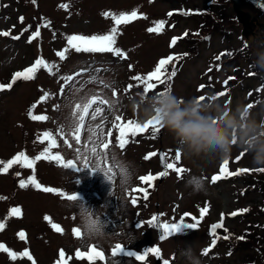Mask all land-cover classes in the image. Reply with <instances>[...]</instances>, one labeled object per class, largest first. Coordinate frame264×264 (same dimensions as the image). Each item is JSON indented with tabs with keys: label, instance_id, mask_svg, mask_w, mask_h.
<instances>
[{
	"label": "rangeland",
	"instance_id": "obj_1",
	"mask_svg": "<svg viewBox=\"0 0 264 264\" xmlns=\"http://www.w3.org/2000/svg\"><path fill=\"white\" fill-rule=\"evenodd\" d=\"M6 1L10 6L6 10L4 9L0 12V30L7 29L11 25L17 24V30H15L14 33H18L23 27L29 24L32 25L31 31H33L36 26L41 25L43 16L54 23V29L52 31H44V42L42 45L37 41L28 43L27 35L20 40L3 38L0 36V79L3 81L9 76V72L12 68H21L30 64L40 52L49 55L54 63L55 61L57 62L56 59H59V57L54 54V49L61 51L67 47L66 34L68 33L75 34L80 32L85 33L87 36L93 34H106V32L110 31L111 27H113L114 22L111 15L105 18L102 13L119 14L123 11L138 9V12L146 17L123 29L124 35L122 37L120 36L117 47H122V49L126 51L128 57L126 60L113 57L111 54L96 55L92 56V59H90L84 56H75L78 53L71 50L66 53L67 58L65 60L67 61L61 63V68L68 70L66 74L55 75L54 73L50 75V77L42 76L41 78L39 77L36 83L33 81L28 82L27 85L18 84L11 93L0 95V159H6L12 153L24 150L37 152L40 149V147L36 145L38 131L47 129L48 132L53 134L58 145L56 148H52L51 152L63 156L64 160H74L78 166H83L85 157L81 155L77 160L75 149L83 148L85 144H88L89 148L92 147L91 143L88 141L90 135L87 131L88 127H94L97 131L96 125L100 123L99 125L102 126L107 119H113L117 112H125L126 115H132V107L130 104L132 98H145L139 95L141 91L140 88L133 89L130 95H124L126 91L121 89L124 88L127 82H136L130 79L132 76L145 73L147 70L151 69L158 56L159 59L161 55L170 52L167 43L171 35H180L187 27L196 28L197 24H195L191 18L181 19L179 25L175 27L176 29H172L171 31L168 26H166L162 34L149 33L147 31L148 27L155 26L154 22L166 20V18H168L167 13L171 9H178L181 6H191L200 8V10H209L212 6L211 5L210 8L207 7L209 1H213L217 4V0H156V2H149V0H36L40 5L39 10L36 8V3H32V0ZM218 1L223 2L221 8H226L225 15L229 16L230 19L216 22L212 17L209 18L212 28L214 29L209 30L213 33L214 37L212 45L210 49L206 45L201 46L199 58H192L185 65L184 72L175 84V93L179 98L189 99L197 94L195 88L199 82L206 80L204 70L207 68V63L209 61L206 60V58L210 57L212 52H217L223 48H232L231 46L237 49L241 47L243 41H247L250 48L245 51L247 57H242L240 62L242 63V67L245 68V75H247L248 71L254 69L249 63H253L252 53L256 45L258 43H264V28L261 29L258 27L257 21L252 17L257 18L258 21L264 25V8L261 7V5H264V0H256L257 3L248 0ZM236 2L240 4L239 7L252 16H250V21L254 26L251 28L248 35L244 34L246 38L242 36V31H244L243 24L240 21H234L235 18H233V15L234 17L236 16L232 7L236 6L234 5ZM63 4L69 6L67 10L60 7V5ZM216 12L219 13L220 9L216 8ZM18 15H23L25 17L22 24H18V22H20L17 21ZM208 16H215V14L211 13V9ZM170 19L173 21L174 16ZM29 32L30 31H28V34ZM205 35H209L206 30L197 37L200 40ZM224 36H226V39H224ZM190 44L193 45L192 43ZM182 45L183 44H181L176 51L182 50ZM40 46H43V48ZM39 58L41 57L39 56ZM247 58H249V60L245 62ZM57 64H59V62H57ZM129 64L132 65L131 70H129ZM101 67H106L108 70L97 73L95 69ZM84 68L88 70L84 72L83 75L77 77L75 81L64 90L62 97L57 96L60 90V82L58 83L57 79L60 76H68ZM200 73H202L201 79L199 78ZM230 74L234 76L235 72L232 70ZM92 76H96V80L89 82ZM212 76L221 79L227 77L222 71H214ZM235 76L237 79L239 78L238 75ZM240 77L244 79L243 84L237 85L236 83H231L230 85L233 91H243H240V98L234 99L235 107L233 111L249 101L247 89L256 88L260 83L259 79L255 80L252 77L246 78L243 75H240ZM260 77L264 79V74L258 73V78ZM101 80L105 83H110L112 88L120 90L116 91V97H113L112 88H104L103 85L100 84ZM61 81L63 80L61 79ZM244 86L247 87V89L242 90ZM221 88V85L217 86V90ZM77 89H79V91H76ZM45 92L49 93V98L39 103V106L35 109V113L38 115H46L49 117L48 121L46 123H33L29 121L27 115L25 120L23 114H28V104L34 101L37 102ZM93 95H98L100 99L109 102L117 100V97L120 96L118 98L119 104L115 105L114 109H110L108 103L100 105L98 100L85 117V125L80 134L81 139L79 144H77L70 135L64 137L57 135V129L61 125L65 126L66 133L68 131V118L72 110L70 105L79 102L83 97H90ZM259 95L260 94H257V96ZM257 96L253 95V97ZM56 105H59L58 110L55 108ZM96 107H101L102 111L96 114V119L93 120L91 117ZM263 113L264 111L262 109H254L252 110L251 116L257 118L259 114ZM20 123L22 125H20ZM106 130L107 128L104 129L103 132ZM99 136L100 134H97V137ZM65 140L68 141V144H65ZM69 145H71V147ZM157 145L165 148L170 147L172 153H175L178 149L172 136L168 134L167 131ZM150 148L151 147L148 145H143L141 147H132L128 151L130 159H127V161L134 163V167L139 173L148 171L149 167H153L155 170L158 169L156 161L147 165L142 163L139 157H136V155H142L145 150ZM232 153H237L235 148H233ZM87 157L89 161L91 158L90 152L87 153ZM220 160L221 159H217L212 163H207L205 161H185V164L191 168L190 173L182 180H178L172 176L166 178L159 184L149 204L150 208L148 212L144 213V218L157 210L163 211V221L171 220L174 216L178 218L182 216L184 210L194 209L193 204L197 203V201H200V204L195 206L198 207V210L206 203L213 206V211L211 210L210 212V221L208 222L221 220V217L218 215L220 211H232L241 206L248 208L250 205L255 206L256 209H258L259 206L264 207V199L261 194L259 195V190L257 192L250 191V195L247 198L237 202L238 196L235 195L237 184L226 183L214 188L208 186V176L215 170L216 164L220 162ZM47 163L51 165L43 164L38 167L39 178L50 185L58 186V184H60L59 189H66L68 194H77L78 197L81 196L80 189L84 188L85 192L88 191L90 188L89 186H92L100 177V172H96L91 176L87 172L81 173V170L77 169L66 170L65 173H62L53 167L52 161L48 160ZM108 163L111 164L112 162L108 161ZM243 164L255 167L252 164L251 155L246 157ZM116 178L117 172L115 175V179ZM193 178L200 179L203 187L198 189L195 187L194 183L190 184L189 181H192ZM104 181L105 178L101 173L100 183L92 187L96 188ZM112 188V186L107 187L106 196L100 203L97 202L91 205L95 207L93 212L97 214L103 213L101 220L107 225L105 229L106 234H112V238L109 242H102L99 245L108 248L119 242L127 246L142 248L146 245L160 244L162 248L164 247L165 250L168 251L163 259L172 260L169 253L171 251V253H174L175 260L172 264H188L187 257L191 253H194L197 264H264L263 248L253 247L258 245L256 240L253 244L248 243V246L244 248L238 247V242L240 241L235 237L232 238L228 244L221 241L218 252H222L221 246L225 245L232 255L228 256V252L225 251L222 252L220 256L206 258L201 255L203 246L207 244L204 233H194L187 238H174L166 242H160L156 229L147 230L144 233L141 231L136 232L132 227L135 210H131L128 204H125L124 210L117 216L116 213L121 207V202L115 197L109 196ZM20 189L18 182L15 184V181H12L10 177L3 178L0 176V197L3 198L0 199V222H4L8 229L0 234V243L7 246L9 250L10 246L8 242L17 249L27 246L25 244L18 245L15 241L18 229L22 226L27 228L32 243L30 247L33 249V252L39 256L41 264H52V261L57 257L56 249L57 247H63V241L68 248L73 245H81L80 241L73 240L68 233L74 225L73 223L76 224L77 222H73V218L67 221L63 217L67 211L70 213L74 211L80 214V211L76 208L77 202H73L69 205L68 203H63L58 200V203L56 199L48 198L49 196H43L30 191H24L25 193H23L22 189ZM181 196L182 198H180ZM8 201L10 203H8ZM19 201L20 203H18ZM156 202H158L159 208H155L154 205ZM80 205H83L86 209L87 203L81 202ZM16 206L21 207L24 214L21 211L19 217L10 216L9 208H14ZM26 210L27 217L25 218ZM44 212H50L58 219H54L50 214H42ZM45 215H50L54 220L61 221L63 223L62 225L68 226L67 234L63 236L50 233L48 224L44 219ZM257 216L258 215L252 214L247 223L245 219L231 220L228 217L224 218L223 222L230 228L237 226L238 229L235 231V234L244 239L246 238L247 240L245 242H247L253 239V236L250 235V233L254 234L255 232L253 225H257V223L264 224V215L259 216V218ZM109 218H111V221ZM129 234L131 238H129ZM256 234H264V232L259 230ZM257 238H259V236H257ZM9 259L7 253L0 252V264H27L28 262L26 259H18V261L13 263V261ZM108 260L107 264H113L114 261H118L119 264H134L132 261L129 262L114 259L112 257Z\"/></svg>",
	"mask_w": 264,
	"mask_h": 264
},
{
	"label": "snow or ice",
	"instance_id": "obj_2",
	"mask_svg": "<svg viewBox=\"0 0 264 264\" xmlns=\"http://www.w3.org/2000/svg\"><path fill=\"white\" fill-rule=\"evenodd\" d=\"M32 3H36V0H32ZM60 7L64 8L65 10L68 9L67 4L60 5ZM261 7H264V5H261ZM102 15L105 18H108L111 15V18L114 22L113 27H111L110 31H108L106 34H93L90 36H85V35H80V34H72L66 36V41H67V47H65L63 50L58 51L56 55L59 57L61 61L65 60L66 53L74 50L75 53H88V54H111L113 57L120 58L121 60H126L127 53L121 50L118 47H115L116 44V39L119 34L118 28L122 24H128L132 22L133 19H138L140 17L137 16V11L133 10L130 14L127 13H120L119 15L115 13H102ZM169 16L172 15V13H168ZM146 18V17H144ZM24 18L20 17V21L23 22ZM50 24L49 22H46L45 24L39 25L34 33H32L31 36L28 37V43H32L33 40L37 39V37L40 36V27H47ZM155 26L150 27L147 29L149 33H156L160 34L165 25V21H158L154 22ZM14 27V26H13ZM30 27V26H29ZM28 31V28L23 29L21 35L23 32ZM0 36L3 37H9L11 36V33L9 31H3L0 32ZM11 39L13 40H19L20 36H11ZM179 38H172V41L170 43V47L175 46L177 40ZM247 47V45H245ZM174 57L173 56H168L166 58H161L155 68L147 73L146 75H140L137 74L135 76H132L130 79L133 81L138 82V84L143 86V92L140 93L143 98H150V97H164L167 96L171 92V87H170V81L172 80L173 77L176 75V71L173 69L171 73H168V65L171 61H173ZM219 59V57H218ZM57 65L52 64L49 65L47 62H45L44 59L38 58L35 60L34 64L30 67H27L23 71H17L13 74L12 80L8 84H0V92L4 91L5 89H11L13 85L18 81V80H23V81H31L36 78V73L43 68L46 70L49 74H53V69L56 68ZM90 67V66H89ZM129 70L132 69V65H128ZM88 69L84 68L81 69V71L76 72L74 75L71 76H63L61 77L62 80H64V84L61 85L60 92L61 94L64 93L65 87L68 86L70 82H72L76 76H81L86 72ZM108 69L106 67H101L95 69L97 73L101 71H107ZM211 71V69H210ZM249 75H254V73H249ZM234 79L233 77H229V80ZM96 76L91 77V81H95ZM228 81H225V84H227ZM100 84L103 85L104 88H112V85L110 83H105L103 80L100 81ZM159 85H165L164 90L162 91H156ZM135 85L129 84L127 86V89L125 90L126 92L131 90ZM204 85H201L198 88V91H203ZM43 91V90H41ZM76 91H79L77 89ZM152 92L153 95L149 96V93ZM112 94L113 97H116L117 92L115 88H112ZM226 95L225 92H220L216 95H213L211 97H205L204 95H201L198 97V101H204L206 99H217L218 96H224ZM49 98V93L45 92L44 95H42L39 100L37 101L36 104L31 105V107L28 110V116L32 121H46L49 119L46 115H34L33 112L37 107V104L46 101ZM99 100L100 105H104L106 103L109 104L110 109H114L115 105L119 104V100H113L111 102L106 101L104 99H100L98 95H93V96H86L81 98L79 102H75L74 104L70 105L71 107V114L68 118V124H67V133L65 132V126L61 125L57 129V135L64 137L66 135H70L74 138L75 142L77 144L80 143L81 139V131L84 129L85 125V117L88 115L89 110L92 108L94 104L97 103ZM253 107L252 104H249L246 106L247 109H251ZM55 108L58 110L59 105H56ZM102 111L101 107H96L95 112L92 113V119H96V114L100 113ZM156 112L159 113V109H156ZM122 117L120 115H114V121H113V127L118 129V135L115 137V144L112 145L111 140H107L103 136V129L101 125H96V127L101 128V134L99 137L96 135V128L89 126L87 131L90 133L88 137V141L91 143L92 147L89 148L88 144H85L83 148H76L75 152L77 153L76 159L78 160L81 155H84V163L83 166H78V164L74 160H64L61 155L59 154H53L51 152L52 148H56L57 142L55 137L51 132H44L41 134V136L37 137V140L43 144L45 140L48 141V147L44 149V151L40 154L37 155L34 159L30 158L25 154V152L21 151L18 154H16L12 159L8 160L7 162L0 160V165H3L2 168H0V173H6L10 168L13 167V165H19L21 169H32V175L29 176L26 180L25 179H20L19 180V187L21 189L27 188L29 185L34 187L37 190L43 191V192H50V193H55L58 196H60L63 199H66L69 202H77L79 200V197L77 194H68L63 192L62 190L50 188V187H45L42 186L36 179L35 176V164L36 161L45 159L49 161H55L56 164L63 169H77V170H82V169H90L92 173L95 172H100L104 175L105 179L112 183L115 179L116 171L119 170L120 174H124L126 172V169L121 166L118 162L115 161V157L113 156V162L109 165L108 164V150L110 148V145L113 147L119 148L121 151H123L128 143L130 142L129 138L131 137L132 140L134 141L136 137L141 136L145 133H150L152 139H157L159 135L162 134V130H164L163 125L161 121L159 120L158 115L153 117L152 119L146 120L141 122L140 120H132L129 119L126 122H122L117 124L116 121H121ZM109 136L112 135L111 131L108 133ZM65 144H68V141H64ZM236 141H233V144L235 145ZM71 147V145H69ZM91 153L92 155L95 156L96 158V163L90 164L88 162V157L87 153ZM245 154V152L241 153V156L237 157V161ZM159 156L160 163L163 167V171L159 172L156 175H153L151 173L147 175L140 176L138 179L141 184L145 185V187H138V188H133L132 192L136 193H142V198L144 200L148 199L149 196V189L154 187V181L166 177L169 175V170L174 172L177 177L179 178L182 173L186 171L185 168L177 166L180 164L182 160V156L180 151L177 149L174 153V155H170V152H164V153H157V152H150L147 155L144 156L145 160H149L153 157ZM171 160L172 162H168ZM104 164V167H101V164ZM228 165H229V160H223L218 174H215L211 177V182L216 183L218 180L222 178H227L230 176L238 175L241 172H250L252 170L250 169H237L235 172H230L228 170ZM255 171H260L264 172V168L256 169ZM17 177L21 175L20 172L16 173ZM194 183L197 187L200 186L201 180L197 178H193L191 181ZM0 199H3L0 197ZM130 202L133 206H137L138 204V197L137 196H131L130 197ZM80 206V211L84 212L85 214L90 215V213L87 212V209L83 207V205ZM246 211V210H244ZM208 212L207 207H203L200 209V215L199 219L196 216H192L189 213H185L183 217L180 218L178 222L175 223H169V222H162L160 219V216L154 215L151 217L149 221L146 223L148 226H153L156 224L157 220H160V227L163 229V236L160 238V240H165L168 237H171L179 232H181L182 229L184 228H191V229H196L200 222L203 220L205 214ZM237 212L231 213L232 216L237 215ZM10 216H17L19 217L21 215V209L19 207H14L10 209ZM191 218L193 221L192 223H187L185 222L186 218ZM44 219L48 221L51 225V228L60 234H63V229L56 223L51 222V218L48 216H45ZM223 219L224 216L221 214V220L219 223H214L210 226V232L209 235L216 237V231L217 229H220L223 227ZM141 225L140 227H142ZM5 228V223L0 222V231H3ZM227 231V229H225ZM73 236L76 239L83 240L84 234L82 230L77 227L73 228L72 230ZM18 237L21 241H26V234L24 231H20L18 233ZM218 237L214 238L211 241L212 246L214 247L216 245ZM223 239L227 240L228 236H224ZM239 239H243V237H239ZM88 248V251H81L77 250L75 253V256L77 259H87L89 261V264H94V262L99 259V260H104V253L102 251L97 250V246H86ZM211 249H205L203 254L207 255V253ZM159 249L156 247H151L144 251L142 254H137L135 255V259L137 261H144L145 257H147L149 254L156 256L157 259L160 258L159 255ZM0 252L7 253L9 258L12 261L17 260L18 258L23 259L27 258V260L31 261L32 264H36L35 260L33 259L32 255L29 253V251L25 250L21 253H16L14 251H10L4 244L0 243ZM122 252H124V248L118 243L116 244L112 250H111V256L116 257L120 255ZM128 255V253H125ZM59 258L55 262V264H69V261L72 260L71 256H68L67 259L65 258V251L61 249L59 251ZM113 264H116L114 261ZM163 264H169L168 260H164Z\"/></svg>",
	"mask_w": 264,
	"mask_h": 264
},
{
	"label": "clouds",
	"instance_id": "obj_3",
	"mask_svg": "<svg viewBox=\"0 0 264 264\" xmlns=\"http://www.w3.org/2000/svg\"><path fill=\"white\" fill-rule=\"evenodd\" d=\"M252 56V67L259 74H264V43L256 45ZM130 104L133 111H139L142 122L158 115L164 130L172 136L185 161L212 163L217 159H229L235 140V145L251 154L255 167L264 168V121L258 122L245 106H239L232 111L217 99H182L172 92L164 97L132 98ZM156 109H159V113ZM121 166L126 169L120 176L121 195L117 196L113 188L109 193V196L121 202L117 216L124 210L126 193L134 176V173L128 170L129 165L121 163ZM195 187L199 189L203 185L201 183L199 187ZM87 212L90 215L80 211L79 228L84 234L83 240H80L81 246L86 247L92 242L98 245L109 242L112 234H106L107 225L101 220L103 213L97 214L89 210ZM187 260L188 264H197L194 253H191ZM116 264L119 262L116 261Z\"/></svg>",
	"mask_w": 264,
	"mask_h": 264
},
{
	"label": "trees",
	"instance_id": "obj_4",
	"mask_svg": "<svg viewBox=\"0 0 264 264\" xmlns=\"http://www.w3.org/2000/svg\"><path fill=\"white\" fill-rule=\"evenodd\" d=\"M223 6V2H219V3H217V4H214V5H212L211 6V13H213V14H215L216 16H217V22L219 21V20H222V21H225V20H227V19H230V17L229 16H227V15H225V12H226V8H221ZM216 8L217 9H220V12L218 13V12H216ZM208 18H210L209 16H204V15H202V16H200L199 18H194L193 19V21L196 23V24H204L203 26H200V27H198V29L200 28L201 29V33H202V31H204V30H214L213 28H212V24H211V22L210 21H208V25H206L205 23H206V21H207V19ZM233 18H235L234 17V15H233ZM181 19V18H180ZM197 20V21H196ZM198 29H195V28H188V30L187 31H189V34L186 36V38H185V40L183 41V44H184V49H185V47H186V45L187 46H189L188 48H187V50L188 51H191L194 47H196V46H198V44H200V42H198V39H197V37H196V34H193V32H198ZM201 33H199V34H201ZM209 33H211L210 31H209ZM190 43H192L193 45H191ZM46 70H44L43 68H41L37 73H36V78L35 79H33L32 80V82L34 81L35 83L38 81V79H39V77H40V74H42L43 75V77H46V72H45ZM26 82H28V81H26ZM262 106V105H261ZM261 106H260V108H261ZM250 177V178H249ZM243 178V180H244V182L247 184V185H250V183H253V184H255L256 185V190L254 191V192H257L258 190H260V194H262L263 195V193H264V172H260V171H257V172H255V174L254 175H246V176H243L242 177ZM258 184V185H257ZM261 186V187H260ZM248 187V189H247V191L250 189V187L251 186H247ZM252 211H254V213H252V214H254V215H257V214H261V215H264V211H261V210H259V209H256L255 207H252L251 208V210L249 211V212H252ZM251 214V215H252ZM251 215H249V217L248 218H250V216ZM259 226H260V224H259ZM242 247H247L248 246V243H242V244H240Z\"/></svg>",
	"mask_w": 264,
	"mask_h": 264
},
{
	"label": "water",
	"instance_id": "obj_5",
	"mask_svg": "<svg viewBox=\"0 0 264 264\" xmlns=\"http://www.w3.org/2000/svg\"><path fill=\"white\" fill-rule=\"evenodd\" d=\"M235 12L237 14V18L239 19V21L244 24L245 26V31L244 33L245 34H248V29L250 28L251 24H253L251 21H250V15H248L247 13L241 11L238 6L236 5L235 6Z\"/></svg>",
	"mask_w": 264,
	"mask_h": 264
}]
</instances>
